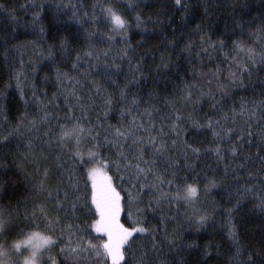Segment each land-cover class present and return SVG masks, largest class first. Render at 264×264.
<instances>
[{
  "label": "snow or ice",
  "instance_id": "obj_1",
  "mask_svg": "<svg viewBox=\"0 0 264 264\" xmlns=\"http://www.w3.org/2000/svg\"><path fill=\"white\" fill-rule=\"evenodd\" d=\"M21 8L30 19L7 14L34 39L13 43L15 27L0 34L25 105L14 124L0 105V191L12 180L10 157L28 195L0 205V264H208L219 245L209 241L190 262L199 245L185 233L214 226V189L231 205L226 264H264V223L261 242L246 245L234 220L249 200L264 216V0ZM220 9L223 26L212 19ZM48 13L54 31L43 23ZM256 81L260 97L237 102L236 90Z\"/></svg>",
  "mask_w": 264,
  "mask_h": 264
},
{
  "label": "trees",
  "instance_id": "obj_2",
  "mask_svg": "<svg viewBox=\"0 0 264 264\" xmlns=\"http://www.w3.org/2000/svg\"><path fill=\"white\" fill-rule=\"evenodd\" d=\"M88 3H91L92 0H87ZM119 3L127 4L128 0H118ZM147 2L151 3L153 0H147ZM29 0H0V4L5 5V9L0 11V34L2 33H9L12 35V28L15 27L16 31L14 33L15 39L13 43L17 41L25 42L34 37L30 34V31L26 30L22 26H17L12 23L11 17L7 14L12 12L18 19L21 21L27 20L31 18L32 10L28 9L25 11L21 8V5H27ZM248 3L253 7H259V0H248ZM142 11L145 16L151 15L154 12L153 10L143 8L139 9ZM135 15L133 12H128V17L133 24V31L131 33V39L133 43L139 36L136 34L135 30V21L132 17ZM212 19L218 22L221 26L226 22L228 19V13L225 12L223 9L218 10L216 16L212 17ZM248 19V17H245ZM43 23L52 31L55 30V25L52 22L51 14L48 13L46 18L44 19ZM151 27V25H149ZM27 59V57H25ZM13 64L11 58L5 62L4 56L2 54V50H0V93L3 94V98L0 99V105L4 106V115L7 117L9 123L14 124L20 115L25 111L24 102L20 99L19 91L16 88V81L11 79L12 76V67L10 65ZM15 67H19V57L15 61ZM47 62L40 65L41 70L46 69ZM41 72L36 74L37 83H39V76ZM264 75V74H262ZM43 87L46 89L49 96L52 95L53 92L56 91L55 84L51 81L44 84ZM261 92V86L259 81H256L243 89L236 90V97L235 99L237 102L244 97L248 99L252 98H259ZM28 95L30 96L31 93L28 91ZM57 103L62 104V98L57 101ZM231 104V101L229 102ZM28 111L34 112L35 105H29ZM63 115V113H61ZM3 120V117H0V121ZM112 123H116L115 119L111 120ZM207 146V145H206ZM11 150L15 149V141H13L12 145L10 146ZM8 149H6L7 151ZM253 151L255 149L253 148ZM7 163L9 164L8 176L12 178L11 183L8 186L7 192L0 191V205L7 207L10 203L15 205L17 201H22L28 193L26 192V185L23 181L22 175L17 171L14 164H12L11 158L9 157ZM205 163H212L215 166L214 161L211 159L205 160ZM81 169H77L79 172ZM3 170H0V174H2ZM212 197L218 202L219 208L217 210V214L215 217L214 226L207 229L201 230L199 232L191 231L186 232L185 235L187 237L186 243H190L195 241L199 248H195L190 250L191 255L186 254V258L190 262H194L200 259V249H202L209 241H214L216 244L219 245V255H217V248L214 246L212 248V259L208 261V264H226L228 257L230 256L229 245L226 240L227 234V213L224 211L227 207L231 205L228 203L227 193L223 189H214L212 192ZM254 202L249 200L244 203L241 209L237 212L236 216L234 217L235 222L238 225V229L240 231L242 241L246 245H250L255 242H261L262 237L260 233V225L264 223V216H261L256 211H253ZM183 211V209H181ZM152 224L155 225L158 222V216L153 219L151 216L149 217ZM126 226L127 221L125 218ZM171 225L169 226V230H171ZM27 231V230H26Z\"/></svg>",
  "mask_w": 264,
  "mask_h": 264
},
{
  "label": "rangeland",
  "instance_id": "obj_3",
  "mask_svg": "<svg viewBox=\"0 0 264 264\" xmlns=\"http://www.w3.org/2000/svg\"><path fill=\"white\" fill-rule=\"evenodd\" d=\"M29 255V253L27 251H25V256Z\"/></svg>",
  "mask_w": 264,
  "mask_h": 264
}]
</instances>
